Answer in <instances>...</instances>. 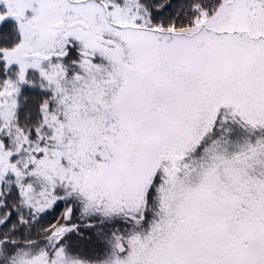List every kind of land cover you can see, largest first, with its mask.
<instances>
[{
	"label": "snow or ice",
	"instance_id": "snow-or-ice-1",
	"mask_svg": "<svg viewBox=\"0 0 264 264\" xmlns=\"http://www.w3.org/2000/svg\"><path fill=\"white\" fill-rule=\"evenodd\" d=\"M0 264H264V0H0Z\"/></svg>",
	"mask_w": 264,
	"mask_h": 264
}]
</instances>
